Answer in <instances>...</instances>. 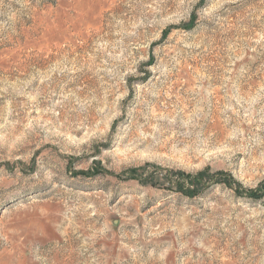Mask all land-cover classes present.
I'll return each mask as SVG.
<instances>
[{
	"label": "rangeland",
	"instance_id": "obj_1",
	"mask_svg": "<svg viewBox=\"0 0 264 264\" xmlns=\"http://www.w3.org/2000/svg\"><path fill=\"white\" fill-rule=\"evenodd\" d=\"M0 264H264V0H0Z\"/></svg>",
	"mask_w": 264,
	"mask_h": 264
}]
</instances>
